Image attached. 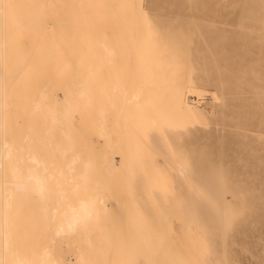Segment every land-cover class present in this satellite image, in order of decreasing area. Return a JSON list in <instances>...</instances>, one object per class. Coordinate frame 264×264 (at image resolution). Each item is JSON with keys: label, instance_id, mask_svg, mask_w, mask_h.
<instances>
[{"label": "rangeland", "instance_id": "rangeland-1", "mask_svg": "<svg viewBox=\"0 0 264 264\" xmlns=\"http://www.w3.org/2000/svg\"><path fill=\"white\" fill-rule=\"evenodd\" d=\"M118 1L119 0H104V5H106L108 7L107 9H105V11L106 12L108 11V12H107V15L103 17V20H102L103 23H102V21H100V17H101L100 12L101 11H97V12L96 11H90L88 13V10L83 7L85 0L78 1V2H80L78 6L75 5L74 7L72 6L71 8L63 11V13H62V18L64 17L63 22H61L60 25H57V26H60V29H62V28L66 29L65 30L66 32H63L66 35H68V33H71L70 31H72L73 27L77 26L78 33L80 34V36L82 35L81 37H83V38L79 37V38H77V39H79L78 41L75 40L76 43L75 42L71 43V46L69 49V52L72 53L71 56L66 57V55H65L64 58H62L63 63H65V62L68 63L70 61V58L72 60V61H70V67H71V63H73L72 68L70 69V71H67V73H64V74H67V76L64 79H66V81H68L72 84L67 86L66 82L62 83L64 80V79H62L61 80L62 84L60 83V87L58 86L57 87L58 89L55 87V90L56 89L57 90L55 91L53 89V91H52V93L55 94V96H53L52 93L50 95L51 99L54 98L55 100H57L56 103L60 102L62 104V107L60 106V104H56L57 106L56 105L55 106L57 109H59L60 107H61L60 109H65V107H63V104H65L68 101V99H71L70 101H72V100L76 101L75 92L78 91V90L75 91V87H76V85H78L76 82H78L79 79L82 81L81 78H83V77H81V76L84 75L88 71L89 67H92L93 69H96V72L94 74L96 76H95V79L93 80V83L95 85L94 86L95 88L93 89V91H94L93 98H96V100L94 99L95 100L94 102H95V104H98V105H94V108L92 106L91 107L93 108L92 113H95V111H96V113H98V114H96V117H97L99 115V112L101 111L100 108L102 109L101 106L99 107L100 101H102L100 92H103L104 91L103 88H105V87H106L105 91L110 92V90L108 89L110 84H117L118 86H120V88L118 89L119 91L117 93H115L114 95L112 94L110 96L111 99L113 100L112 104L114 105V107L111 106V108L106 107L104 109L108 113H111V115H106V113H105V115H102V116H106L104 118L102 117L103 119H107V117H110V118H108L107 121L105 120V122H103L101 120L102 118H100L101 115L98 117V120L100 118L101 123L102 122L105 123V125L103 123L100 124V125L104 126V128H102V126H101L100 129H103V130L102 131L99 130L98 134H97V131H98L97 128L96 129L92 128V130L90 129L91 131L89 130L91 122L88 123L87 120L89 117L88 114L92 110L88 111V113H85V112H83L82 108L78 107L77 111H74V112H77L79 116L76 113H74L75 115L74 114L72 115L71 121H72V127L76 131V134H77V139L75 141H78L79 144H78V142L75 143V141H74V143L72 144V147L74 148L73 151L76 150L77 144H78V146L79 145L83 146V144H85V148L82 146H81L82 149L80 147L77 148L78 150L80 148L81 152H79L78 154H80V155L77 154L76 157H81V159L79 160V158H78V161L74 160L75 163H74L73 159L70 158V157L73 158L75 156L73 153H72L73 156H70V157H68L66 155L71 160H68L67 157H64L65 160H63V161H65L63 163H66V162L69 163V161H73L74 165H73V163H72V165L74 168L76 162L78 164L81 162V160L82 161L84 160L82 157L84 155L87 156V153H89V151H90L88 148H91L90 146L92 145V148L93 149L95 148L96 153L91 148L92 153L90 152L89 154H92L93 161L91 159V156L89 159H91L90 160L91 166L94 163H96V165H97V163L100 162L98 160H100V159H101V161L103 160L104 155L100 154V153L103 152L102 150L105 148L104 147L105 143L103 142V140H101L102 139L101 137L97 136L98 137L97 138L96 136H94V133L96 132L95 135H99L100 132H101V134L102 133L104 134V132H105L107 134H104V135H107L109 140H111L113 142H118L120 139V135H121L122 139H120V144H118L119 148L118 147L116 148L115 154L112 153L115 155V156L113 155L114 159L112 157L110 158V156L108 155V157L111 160L113 159V161H111L109 163L110 159L108 157H106L107 158L106 160H108L107 165H109V166H105L104 163L106 162V160H105V156H104V161H103L104 163L100 162L101 164L103 163L102 165H104L105 166L104 168H106V169L111 168L110 166H112V164L118 165L119 161H120L119 157L121 156V152H122V158L120 157L122 159V165H120L121 164V162H120V164H119L120 166L118 167L119 173L116 174L117 176H113L115 180L112 179L113 177L112 178L109 177L110 175H108V173L105 174L106 176L104 174L102 175L100 173L102 175V177H101L100 175H98L99 174L98 167H97L98 165L97 166L95 165L96 168H93L94 165L92 166V168L94 169L93 174H94L95 170H97V172H98V174H96L97 173L96 172L92 176L93 179L95 178L93 181H96L97 180L96 178H98L99 179L98 181L105 183V181H109V180H105V179L110 178L111 180H113V181H111V180L109 181V183L111 184V185H109V187H110L109 190L111 189V191H109L108 186L106 187L105 184L103 185V183H99V184H100V186L103 185L104 187L107 188V189H105L103 186H101L102 189L104 188L103 189L104 191L108 190L107 193H106V191L103 193V190H101V188H100L101 192H98V190L94 191L93 190L94 188L92 186H90V184H91L90 183L91 180H89L90 177L88 176L89 178H87L90 181L89 182L90 183L89 184L90 193L91 192L93 193V191L95 193L96 192L97 193H103L102 195L104 198V204L108 210L107 211L108 214L106 216H108V218H109V216H110V218L112 217V220L110 219L111 221L109 220L110 222H108V224H106L103 227V229L105 231H107V232H105L107 235L113 236L116 238V239L112 238L110 240L111 246L108 249L102 250L100 252V254L98 256L99 261L97 262V264H119V263L120 264H127V263L128 264H130V263L131 264H149V262H150L149 259L151 260V262H158L157 264H159V262L161 260H162L161 262H163L165 259L166 260L167 259L168 260L173 259L174 262L172 264H183L184 263L183 262L184 261V259H183L184 254H183V251L181 249L185 248L184 247L185 245H184V240H183L182 236H180V234H182L181 233L182 222L180 220H182L183 218L185 219L186 213L191 209L190 207H192V209L195 212V210H196L195 204H197L198 208H199V205L202 204V205H200L201 208H199V210L201 209L200 210L201 215H202V212H204V213L206 212V209L204 211L205 207H202V206H206V204L202 203L200 201L198 202L200 204H198L195 201L192 193L195 190H198L197 187H199V189L200 188L204 189V188H207V186H209V185L210 186L207 189H210V187L212 189H214L216 187L221 188L222 192L224 193V194L222 193L223 194L222 197H223L224 201L225 202L227 201L226 203L229 202V205L227 204V208H228L227 210L230 211V216L235 214V217L233 220L232 227L228 230L229 234L227 232H225L224 238H219V237L216 238L215 237L216 241H214L215 238L209 237V238H212V241L210 239V240H208V241H210V243L204 242L206 245L209 244L208 245L209 249L207 250L208 252L205 251L201 255L203 258L202 257L199 259L196 258L199 261L197 263L196 259H195L193 264H220V262L224 261V260H230V261L238 262V264H248L249 261H254L255 264H260L261 260H264V199H263V197H264V40H263L264 35L261 34V29L259 27L253 29L252 24L245 21L246 18H248V21H249V17L251 15L249 16L250 10H248V8H249L248 6H247L248 7L247 10L244 13H242L243 15L241 14V12H239L240 11L239 8L241 7V4H239V3L241 0H226V1L223 0V2L221 1L222 3L220 2L221 4L219 3L220 0H211L212 1L211 3H210V0H198V4H200V5L197 6L195 12H192V13H194V15L192 16V19L195 21L197 19H199L198 23H197V21L195 23L191 22L193 20L189 19L190 15H188L187 13H184L183 11L180 10L181 7L177 6L180 3V0H157V1L156 0H141V6H143L141 8L143 10L141 13L138 12V14H133L130 11L118 12L114 8V6L118 3ZM238 1H239V3H238ZM216 3L219 5V7H217L218 5ZM224 3H225V5H224ZM163 4H164V6H163ZM171 5H172V9L170 10L168 8H171L170 7ZM204 5H206V6H204ZM230 5H231V7H233V5H234V7L236 5H238V7H237L238 9L236 7L233 8V10H235L233 13V10H231V7H229ZM173 6H174V9H173ZM221 7L223 8L224 12L222 11ZM145 8L148 10L147 13H146ZM224 8H226V9L224 10ZM158 9H160L162 12L158 11ZM203 9H205V11ZM154 11L156 14L154 13ZM157 12H159V13H157ZM219 12H220V14H218ZM117 13H121V14L119 16H117V15H115ZM151 13H153L152 14L153 17L151 16ZM211 13H214V14L216 13L215 15L218 16V20H217L216 16L214 15V17H213V15ZM245 13H247L248 16H247V14L245 15L246 18L244 20L245 24L243 27L242 26L243 25L242 20L244 18ZM144 14H146L145 15L146 17L144 16ZM165 14L166 15L168 14V16H170L169 19H167L168 16H166ZM229 14H231V16ZM165 16L167 17L166 18L167 21L165 19ZM160 17H161V19H160ZM180 17H181V19H179ZM224 17L225 18L227 17V20L225 22H223L225 20ZM162 18H164L165 21L162 20ZM219 18H221V20H219ZM142 19H144V20H142ZM155 19H156V21H155ZM240 19H241V24H239ZM90 20H92L94 22V27H96L97 29H99L100 27L96 26V25L102 24V25H100L101 26L100 29H105L106 32H104V34L107 35V36H105V38H107V40H109L110 43L109 42L108 43L110 45H112L111 48L115 50L119 46L118 50H120L118 55H114L112 57V59L107 61L105 64L100 65L98 68H96V65H98V63H100V62L96 61V57L92 58L88 61H84L81 64L76 62V58H75L76 55H78L77 53L83 52V55H86L84 52L88 51V49L87 48L85 49V47L89 43L87 35L90 34L91 32L86 29L85 23L87 21H90ZM177 20H178V22H177ZM182 20L186 21L188 23L186 24ZM144 21H145L146 26H149V27L144 26ZM158 21H161V22H158ZM121 22H122V25H121ZM149 22H150L151 26H153L152 28L150 27ZM237 22H238L239 26L237 25ZM77 23H78V25H77ZM141 23H142V26H141ZM158 23H160V24L163 23V24L160 26V25H158ZM191 23L193 25H191ZM135 25H136V27L138 26L137 27L138 35H140V34H141V36L143 35L144 31H142V30H144V28L145 29L150 28L153 30V32H151L152 36L157 35L156 37H158V38L168 37L169 39H167L165 42H161V41L152 42L155 45L157 44L155 46V47H157V48H155V50L151 49V48H145L144 46H139L137 48V50H138V52H142V53H139L142 56H138L137 59L135 60L133 54H131V52L129 53V49L131 48V45L133 44V42L129 39H125V38H127L128 35H131L133 33V30H134L133 28ZM84 26H85V28H84ZM157 26H160V27H158L159 29L157 28ZM51 27H52V25H51ZM155 29L156 30L158 29V32ZM251 31H253V32H251ZM83 32H84V34H83ZM160 36H162V37H160ZM172 36H174L178 40L174 41L173 45L171 46L169 44H171V42H173L172 38H174V37H172ZM82 39H84L85 41L84 40L82 41ZM121 40H123V41H121ZM25 45H26V43H25ZM215 45H217V46H215ZM214 47H216V48H214ZM80 48H81V51H80ZM78 50H79V52H78ZM206 50H207V53L210 52L212 54H210V53L204 54L206 52ZM216 52H218L217 55L215 54ZM65 53H67L66 49H65ZM203 54L205 55L204 57H203ZM99 55L100 54H98V56ZM119 55L122 56V58ZM161 55H163V57H164L163 59H160V57H162ZM199 55H201L202 57H200ZM211 55H213V59H214V57H217V59H219V58L220 59L219 60L215 59L214 61H211L212 63L214 62L212 64L209 60L210 58H212ZM142 57H144V58H142ZM202 59L204 60V62H202ZM200 61H201V63H199ZM207 61H208V64L206 63ZM195 63L196 64L198 63L197 65H199V66H197ZM203 63L205 65L204 68H202ZM205 63L207 64V66ZM49 64L50 65H48V66L52 65V63H49ZM201 65H202V67H201ZM211 65H214V66L210 67ZM213 67H215V69H213ZM92 68H90V70ZM170 69H171V71H170ZM194 69H195V71H194ZM214 70L215 71L218 70V71H216L217 74ZM81 71H83L84 74H83V72H82V74H80ZM196 71L199 74L196 73ZM210 71H211V73H210ZM75 72H77V73L80 72L79 74L81 76L76 74ZM205 72H208L210 76L208 74H206ZM201 74L203 76V77L201 76V78L203 79L202 81L206 84V86H203L204 83L202 81H201V83H199V85L197 83V86L204 93L199 95V96L186 97V99H185L187 102H189L192 105L194 110L197 112V115L191 121L192 126H187L184 123L180 122L181 121L180 117H178V115L172 114V111H170V109L168 107L163 106V107H160L156 110H153L146 105V106L141 108L142 110L140 108L139 109L135 108V104L142 97H146L147 99H149L152 96L154 98L157 94H159L160 96L161 95L164 96L166 93L168 94L169 92L173 91L174 86H172V85H175V87H179L181 84H183L185 82L186 79L191 78V76L192 77L193 76L200 77ZM203 74L207 77H205ZM215 76L217 78H215ZM170 77L174 78V79L170 80ZM204 77H205V79H204ZM206 78H208V79L206 80ZM215 79L216 80L220 79L218 81L220 83V85ZM205 80L207 81V83H209V85H211L212 88L211 87L208 88V84L205 82ZM212 81H216V82H212ZM105 82H106V84H105ZM211 82H212V84H211ZM168 83H170L171 86H169ZM175 83H178L179 85L175 84ZM213 83H217V84H213ZM61 85H64V86H61ZM247 85H249V86H247ZM73 86H74V88H73ZM219 86H222V87H220V90H219ZM224 86H226L225 89H224ZM254 86H255V88H254ZM59 88L62 89L61 90L62 92L60 91ZM78 88H79V86H78ZM222 88L224 90H221ZM257 90H258V92H257ZM63 91H64V93H63ZM71 91H73V92H71ZM68 92H70L69 94H70L71 98H67V101H65L63 103V100H66V98L64 99V96L68 95ZM131 93L133 94V96H135V95L137 96V100H131V101L124 102L125 101L124 98L130 97ZM205 93H206V95H205ZM210 93H214L215 98L212 99L210 97ZM52 96H53V98H52ZM72 96L74 99L72 98ZM120 96H121V98H120ZM160 96H158V97H160ZM21 98H22V96H21ZM77 98H79L78 94H77ZM16 99H18V98H16ZM259 99H260V101H259ZM114 103H117V104L115 105ZM98 109L100 110L99 112H98ZM78 110H80V111H78ZM112 112H114V113H112ZM116 112H117V114H115ZM79 113L82 115H80ZM118 113H119L120 118L124 117L126 119V122L124 120H122L121 124H120V129L116 127L118 130H115V128H113V129L111 128L112 127L111 121H113V119L118 116ZM171 115H173V116L175 115V116L172 117ZM85 116H86V118H85ZM223 116H224V118H223ZM79 117H82L83 122L82 121L81 122L85 124V127L83 126L84 124H82V125L80 124L81 119ZM153 117H155V121L157 123V124L156 123L154 124V125H156V127H153L154 125L152 126L151 125L152 123L150 124L151 119L152 120L154 119ZM162 117H163V119H162ZM93 120H95V118L92 119V121ZM238 122H239V126L237 124ZM87 123L89 124V127L86 126ZM98 123H99V121H98ZM141 123L143 125L145 123V125L143 126ZM180 123H182L183 126ZM95 124L97 125V122ZM149 124L151 125L150 126L151 128L150 127L148 128ZM141 125L144 128H142ZM98 127H99V124H98ZM78 129H80V130H78ZM121 129H123V130H121ZM107 130H108V132H107ZM109 130L111 131V134L108 136V133H110ZM181 130H182V132L183 131L184 132H183V134L181 133L182 135H179ZM93 131H95V132H93ZM82 132H84V133H82ZM90 132H92V133L89 134ZM120 132L123 134H121ZM188 132H189V134H188ZM59 133L60 134L57 135L58 137L51 138L50 142H48V143L46 142V144L40 142L39 146H43V144L47 145L46 149L48 150L49 147H52V146L57 145L59 143L62 144L63 141L61 142V140H63V138L60 139L61 138L60 137L61 132H59ZM115 133L117 136L115 135ZM57 134H58V132H57ZM62 137H64V135H62ZM84 137H86L87 140L89 139V141H85L86 143L85 142L82 143L84 141V139L86 140V138H84ZM40 138H42V137L40 136ZM99 138H101V139H99ZM144 139H145V141H144ZM147 139H149L148 140L149 142H147ZM121 140H123V141H121ZM74 144H75V146H73ZM197 144H198V146H197L198 148H195V150H194L193 147H196ZM86 145L88 148L86 147ZM189 147H192V148H189ZM200 147H202V148L200 149ZM219 147L221 148V151H222L221 154L222 155L220 154L221 151H219ZM150 148L153 150H150ZM83 149H85V150H83ZM87 149L89 150L88 152L86 151ZM118 149L120 151H118ZM190 149L194 150L195 153L193 151L191 153H189ZM199 149L201 152L203 151V153L200 152V154H202V156L200 154H198ZM82 150L85 152H82ZM153 151H154V153H151ZM158 151H159V156L161 154L160 157L155 155V154H158L157 153ZM164 151H166V152L164 153ZM186 151H187V153H189V155H187V156H185ZM182 152L184 153L183 157H185L188 161H192L191 159H193V161H195V162L199 161L197 163L198 168L197 167L194 168V169H196V168L199 169V170H197V172L194 170V172H196L198 175L203 172V174H202L203 176L201 175L202 177L199 178L201 180L199 182V184H200L199 186H197V182H194V180L195 181L198 180L197 174L194 173V174H196L194 180L192 178V176L194 174L192 176H190L191 175L190 173L193 172L192 168L196 165V163H194L193 161L189 162V163L187 160H186L187 162L184 161V158H182ZM56 154L54 156L52 155L55 160H56V158H59L58 156H60V155H58V154L56 155ZM38 155L41 156L42 161L44 160L43 165L47 164L45 166L46 170L52 171L53 168H56L59 166L62 168V166H61L63 164L62 160H60L61 164L57 161L59 163V166L55 167L56 161H52L53 159H51L52 158L51 156H50L51 158H49V161H51V163L52 162L53 163L49 164L47 162V160H48L47 158L49 157L48 155L44 154L41 151L40 152L38 151ZM70 155H71V153H70ZM99 155H101L100 159H99ZM179 155L181 156V158H179ZM197 155H198V157L199 156H201V157L198 158ZM42 156H44V157L46 156L45 159H47V160H45ZM55 156H57V157L55 158ZM86 156L84 157V158H86L85 162L90 164L89 159ZM203 156H205V158ZM61 157H63V156H61ZM76 157L74 159H76ZM162 157L166 161L162 160ZM196 158L198 159L197 161H196ZM182 159H183V162H182ZM41 160H38V161H41ZM203 160L208 161V162H204V165H205V163L210 164V162L213 163L214 165L213 164H211L210 166L205 165L206 167H204ZM45 161L47 163H44ZM85 162L83 164H85ZM187 163H188V165L191 164L192 167L186 165L187 168H185L186 167L185 164H187ZM83 164L80 163V165H78V166L81 167ZM101 164H99V165L101 166ZM128 164H130L129 165L130 167L128 166ZM51 165L52 166L54 165V167H52V169H49V166L51 167ZM117 165L115 167L113 165L112 167L117 168ZM6 166H8V168H10L11 163L7 164ZM217 166H219L218 168H220L221 174L218 172L219 169H217ZM17 167H18V169L20 168V171L24 170V172H25L26 171V168H25L26 167V161H22V164L20 163L19 166H17ZM208 167L210 168L209 169L210 171H208V176L214 177V175H211L210 173L216 174V172H217V174L219 173L221 175V177H220L218 174L219 177L218 176L217 177L219 179V182H217L218 180L215 181V186H213V185H214V180L217 179L216 175H215L216 179L213 177H212L213 179L210 178L212 180L211 182L208 181V180H210L209 177L206 178L207 173H205V170L208 169ZM76 168H74L75 171L73 169L71 172V176H72L73 171L75 172L74 175L75 174L76 175L72 176L75 179L78 176H80L79 174H81V168H79L80 170L78 168L77 169ZM104 168H102V166H101L100 169L104 170ZM122 169H123V171H122ZM176 169L179 172H177ZM188 169H190L191 171L190 170L188 171ZM211 169H213V170L211 171ZM56 170H57V168L54 169L53 171H56ZM216 170H218V171H216ZM51 171H49V172H51ZM53 171H52V173H54ZM60 171H62V169H60ZM63 171H64V169H63ZM213 171H215V172H213ZM45 172H47V171H45ZM45 172H44V174H45ZM65 172L68 173L67 170H65ZM78 172H80V173L77 174ZM39 173H41V172H39ZM55 173L53 174L54 177H56ZM62 173H64V172H62ZM188 173L190 174L189 176H190V179H192V183L193 182H194V184L196 183L195 185L197 187L194 186L193 184H190L191 183L190 179H189L190 180V183H189V180L184 178V177H186V178L188 177ZM222 174H225V178L223 177L224 175H222ZM63 176H65V178L67 177L66 174H63ZM99 176L101 178H99ZM104 177H105V179H104ZM92 178H90V179H92ZM118 179H120V182ZM224 179L226 180L225 181L226 183L223 181ZM50 180H52V179H50ZM55 180H58V179L54 178V181ZM59 180L57 181L58 184L61 181L64 182V180H60V181ZM47 182L50 184L51 181L50 182L47 181ZM57 182L56 181L54 182V185H55L54 188H53V185L51 187H48V191L51 192L48 194V195H50L48 197H52L53 191L56 193L55 188H57L56 187ZM48 183H47V185H48ZM95 183L96 184L95 185L93 184V186L98 185V182H95ZM109 183L106 182V184H109ZM163 183L165 186V188L163 186V189H165V190L162 189ZM210 183H212L213 185H211ZM51 184H52V182H51ZM70 184H72V183H69V186H70ZM181 184L184 185L186 192H184L182 190L183 185H181ZM220 184H221V186H220ZM237 184L241 185L238 187V189H241V191L236 188ZM64 185L66 186L68 184L63 183V185H62V183H61V185L59 187L63 188ZM112 185H114L115 187L114 186L111 187ZM118 185H120V186L118 187ZM205 185H206V187H205ZM69 186H66V190L68 189L69 190L68 193L70 194L71 191L69 189ZM85 186H86V184H84V187ZM259 186L261 187V189L259 188ZM84 187H83V190H84ZM49 188H50V190H49ZM91 188H93L92 191H91ZM119 188H120L119 193H120V196L122 198L121 197L119 198V195L117 193L119 191L118 190ZM190 188H193L194 191L192 192L191 191L192 189L190 190ZM223 188H224V190H223ZM258 188H259V190H258ZM71 189H72V187H71ZM96 189L97 188H95V190ZM121 189H123L124 191H122ZM159 189L161 191H158ZM231 189H233L234 191L233 190L231 191ZM85 190H87V189H85ZM246 190H248V191H246ZM188 191H189V195H188ZM249 191L253 192V193L250 192V196H251L250 198L259 196L258 199L260 200V197H261L263 202L259 201V200L257 201L255 198H254L255 201H251L249 197L246 198V196H248L247 192H249ZM157 192H161L162 194H159ZM183 192L186 193V195L184 196L186 198H183V195H184ZM190 192H191V195H190ZM232 192H234L235 194L234 193L232 194ZM244 192L246 194L243 195ZM254 192H258V193H256L257 194L256 196H254V194H255ZM55 193H54V197L57 198L56 197L57 193L56 194ZM86 193H87V191H86ZM86 193L83 194V192H81V190H80L79 193L77 194V198H79L78 195L81 196L82 198H83V195L85 197ZM122 193H124V194H122ZM230 193H231V195H229ZM259 193H260V195H258ZM61 194H63V191ZM69 194H67L68 199L71 197V195L73 196V194H70V195ZM87 194H89V193H87ZM121 194L125 195L126 197L128 196V197L126 198L125 196H122ZM64 195H65V192H64ZM174 195H176V196H174ZM61 197L63 198L64 196H61ZM124 197H125V199H124ZM188 197H190V199H188ZM239 197H240V200H239ZM67 198H65V199H67ZM77 198L75 196V200L74 201L72 200V201L76 202L78 200ZM118 198L120 200L123 199L124 202L119 201ZM179 198L180 199L182 198V201H180ZM191 198H192V203L190 202V204H191V206H190V204L187 203V201L188 200L191 201ZM241 198L243 201L241 200ZM79 199H81V198H79ZM126 199L130 202V206H128L129 203H127L128 201ZM183 199H184V201H183ZM185 199H188V200H185ZM53 200L54 199L50 200V202H48V203L55 204V203L59 202L61 199L59 201L55 200V202H53ZM117 200H118V203H117ZM244 200H246V202ZM61 201L64 202L66 200L63 199ZM66 202H64V203H66ZM160 202L161 203L163 202L162 204H164V206H165V207L163 206L164 208L160 207L162 205V204H160ZM182 202H184V204ZM242 202H243V205H242ZM255 202H261V203H258V205H256ZM68 203H69V201H68ZM178 203H180V205H183L185 207V210H184L185 215L183 213H181V214L177 213V212H181L180 210L183 211L182 207L178 206ZM185 203H186V206H185ZM244 203H245V205L247 203L246 206H248L247 208H249V209H247V210L245 209ZM62 204L60 203V205H62ZM57 205H58V203H57ZM126 205L129 208L126 207ZM171 206H173V207L175 206L176 208L179 207L180 210L178 211L176 209L177 210L176 211L174 208L173 210L176 211V213L175 212L173 213ZM243 206H244V208H242ZM186 207H187L188 211H186ZM125 208L128 209L127 212H126V210H124ZM198 208L196 210L197 213L199 212ZM230 208H231V210H230ZM59 209H61V208H59ZM232 209H233V211H232ZM244 209L246 210V212L244 211ZM262 209H263V211H262ZM18 210L19 211H17V212H19L21 214V216H19V218H18V220H19L18 225L20 224L19 225V227H20L19 232L21 234L19 233L18 235L21 237L19 241H20V244L22 246H23V243H25L24 246L26 248L30 247L31 245H34L36 242L42 243V244L44 242L47 243V240L48 239L50 240L52 238V236H50L51 232H48V234L49 233L50 234L46 235L45 233H41V230L43 228L51 229L52 228L51 226L53 224L52 225L51 224L46 225L44 223V221L41 219L36 221V218L26 217L24 215L26 213V210H27L25 206L22 208H19ZM163 210H164V212L166 210L170 211V212L172 211V213H169V215H167L168 213L167 214H166V212L164 213ZM140 211H142L143 213ZM157 212L159 215L157 214ZM125 213H126V215H125ZM160 213H162V215ZM200 213H198V215ZM254 213H255V215H254ZM163 214H166V215L163 216ZM173 214H175V216ZM179 214L184 215V217L182 216L183 218L182 217L180 218ZM154 215L157 216L158 219H157V217H154ZM160 215L163 217H161ZM125 216L127 219V226L128 227L126 226L125 219H122L123 217L125 218ZM196 216H197V214L195 215V217ZM166 217H167V219H165ZM172 217H175V218L172 219ZM199 217H201V216H199ZM199 217H196L197 220L200 219ZM163 218L165 219V222L168 219L169 220L171 219V222L167 221L165 223ZM121 219H122V221H121ZM138 219H140V222H142L143 225L139 224L140 226H137L138 228L133 227L134 231L137 229L135 231L136 233L139 232L138 230H140V232H141L142 231L141 229L145 228L146 230L150 229L152 235L156 234L155 236L159 237L153 243L154 246L150 248V252L152 251L153 253L152 252L148 253L149 250L147 251V249H149V248H144L145 247L144 243H142V244L140 243L142 245V247L144 246L143 248H141V247L139 248V244H138V247L135 245V244H137L138 240L140 242H141V240H142V242L143 241L145 242L146 241V239H145L146 235L147 234L149 235V233H150V232L147 233L146 230L143 229L144 232L142 231V233L140 235H141V237L144 236L145 238L144 237L139 238L138 240L134 239V238H136L137 234L134 235L135 232H132V229H133L132 225L134 223L138 224L139 223ZM107 221H106V223H107ZM177 221L181 225L179 223H177ZM113 222L115 224H113ZM157 222H160V223H158V225L154 226V224H156ZM160 224L161 225L164 224V225L161 226ZM107 225L108 226L110 225V227L112 226L111 229H110V227H108V229H107V227H106ZM151 225H152V227H151ZM164 226H165V228H164ZM129 227H130V230H129ZM162 227H163V229H162ZM170 227L173 228L172 233L170 232L171 231ZM28 228L32 229L33 232L27 234L26 231H28ZM154 228L157 230V232L154 230ZM167 228H168L169 234H168L166 239L164 238V242H166L165 240H167L168 238H169L168 239L169 241L167 240L168 242L164 243V244H166V245H164V244H162L163 239H161L160 237L163 236L162 231L165 229L167 230ZM21 229L26 230V231H24V233H22L23 230H21ZM169 229H170V231H169ZM158 230H159V232H158ZM174 230H176L177 232L176 231L174 232ZM178 231H180V234H177ZM160 235H162V236H160ZM175 236H179V237L176 238ZM25 240H26V242H28V241L29 242L26 243V242H24ZM222 240H223L224 244H223ZM21 241L23 243H21ZM116 242L121 243L117 248L114 247ZM169 242H171L170 246L171 245L172 246L170 247V250L168 252L167 244H169ZM127 243H129V244L127 245ZM28 244H30V246ZM58 244L60 246V252H62V253L64 252V258H65L64 263H67L68 261L71 260V257H72V256H70V253H68V247L65 244V242H63V240L62 241L59 240ZM153 244H151V245H153ZM210 244H212V245H210ZM148 245H150V243L147 244L146 247H148ZM180 245H181V247H180ZM213 245H215V247L217 246L216 247L217 252L215 251V247ZM161 246H163V247H162V249L160 248L161 250H159V253H158V249H159L158 247H161ZM135 247H136V249H135ZM55 248L56 249L54 252L58 251L57 245H55ZM138 248L144 250L145 252L142 253V250H139ZM156 250H157L156 253L158 255H155V253H154V251H156ZM174 250H175V252H174ZM160 251H161V253H160ZM146 253L148 254V256H146L147 255ZM204 254H205V256H204ZM149 256L153 259H151V258L148 259ZM155 256H157L158 258ZM125 258H127V259H125ZM124 261H130V262H124ZM169 262L170 261L166 262V264H171L172 261L170 263ZM61 263L63 264V262L60 261L59 264H61Z\"/></svg>", "mask_w": 264, "mask_h": 264}, {"label": "bare ground", "instance_id": "bare-ground-1", "mask_svg": "<svg viewBox=\"0 0 264 264\" xmlns=\"http://www.w3.org/2000/svg\"><path fill=\"white\" fill-rule=\"evenodd\" d=\"M78 1H81V0H7V2L12 3L14 5H17L18 7H16L12 11V13L10 15L5 16V17H0V259L5 260L6 264H50V262H57V264H59L60 261L63 262V264H97V262L99 261L98 256H99L100 252L102 250L108 249L111 246L110 240L112 238L116 239L113 236L107 235L105 233L107 231H105L103 229V227L106 224H108V222H110L112 220V217L110 218V216H109V218H108V216H106L108 214L107 213L108 210H107V208H106V206L104 204V198H103L102 194L106 191V190L105 191L103 190L104 188L107 189L106 188L107 186H108V190L110 188L109 185H111V184L109 183V181L111 179L109 177L112 178L113 176H117L116 174L119 173L118 172L119 171L118 167L120 165H122V159H121L122 158V152H121V156H120L121 158L119 157V160H120L119 164H120V162H121V164L120 165L119 164L118 165L117 164H112V166L114 165V167L117 165V168H113L112 166H110L112 169L111 168H107V169L104 168L105 166H109V165H107V163H108L107 161L108 160H106L107 159L106 157H108V155L110 156V158L112 157L114 159L113 155L115 154L116 148L117 147L119 148L118 144H120V139H122L121 135H120L119 141L117 140L118 142H113V141L109 140L107 135H104V134H107V133L104 132L105 130L103 131L104 134L102 133L103 135L101 134V132L99 133L100 136L99 135H95L96 132L93 131V132H95L94 136L101 137L102 139L101 138H99V139L103 140V142L105 143L104 144L105 148L102 150L103 152L100 151L101 152L100 154H103L105 156V160H106V162H105L106 164H105L103 162L104 161V156H103V160L101 161V159H100L101 155H99V159L100 160H98V161L103 162L105 166L102 165L103 163L102 164L100 162H98V163L101 164V166H102V168H104V170L100 169L101 166L98 163H97L98 166L96 165V163H94L93 164L94 165L93 168H96L95 167V165H96L98 167V172H99V174H98L97 170H95L94 174L97 172L96 174H98V175H100L102 177L103 174L105 175V174L108 173V175H110L108 177L109 179H107V178L105 179V177H104V179L105 180H109V181H105L104 180L105 181V183H104V182L98 181L99 180L98 178H96L97 179L96 181H93L95 179V178L94 179L92 178V176L94 175L93 174L94 169L92 168L93 165L91 166V162H90V160L93 157H92V154H89L91 152L92 145L90 146L91 148H88L87 145H86V147L90 151L87 149L86 151L87 152L89 151V153H87V156L84 155L82 157L84 159L83 161L85 162L86 158H84V157L86 156L89 159L90 156H91V159H89L90 164L86 163V162H85V164H83L84 162L81 160L80 163H82L84 166L82 165L80 167V166H78V165H80V163L77 164V162H76L77 165L75 164V166L78 169L81 168V174H79L80 172H78L77 174H79L80 176H78L75 179L74 177H72V176L76 175V174L74 175V173H75L74 172L75 171L74 168H76V167L74 166V168H73V165H74L76 160L78 161V158H79V160L81 159V157H76V155L79 152H81L82 147L85 148V144H83V146L82 145L78 146L79 142L75 141L77 139V134H76V131L72 127V121L71 120H72V115L74 113H76L78 115L77 112H74V111H77L78 107L82 108L83 112H85V113H88V111L92 110L90 112L91 114L90 113H89L90 115L88 114L89 117H88V120H87L88 123L91 122L90 123L91 125L89 127V124L87 123L86 126L89 127V130L90 129L92 130V128L93 129L97 128L98 131L97 130L96 131H97V134H98L99 130L100 131L103 130V129H100L101 126H102L100 124H102L103 122H105V120L107 121V119L110 118V117H107V119H103L106 116H102V115H105V113H106V115H111V113H108L104 109L106 107H108V108H111V106L114 107V105L112 104L113 100L111 99L110 96L112 94L114 95L115 93H117L119 91L118 89L120 88V86H118L117 84H110V86L108 85L109 86L108 89L110 90V92H106L105 91L106 87L103 88L105 92L104 91L100 92L102 101H100L99 107L101 106L102 109L100 108L101 111L98 109V112L99 111L100 112H99V115L97 117H96V114H98V113H96V111H95V113H92L94 105H98V104H95V102H94L96 100V98H93V96H94L93 89L95 88L93 80L95 79V76H96V75H94L95 72H96V69H93L92 67H89L88 71L85 74H84L83 71H81V73L80 72H78V73L75 72L78 75L82 74V72H83L84 75H82V76L80 75L81 77H83V78H81L82 81L79 79L78 82H76L78 85L75 84L76 87H77V88L75 87V91L78 90L77 92H75L76 101H74V100L70 101L71 99H68V101H67V98H71V96L69 94L70 92H68L69 96L68 95L64 96V99L66 98V100H63V103L65 101H67L65 104H63V107H65V109H60L62 107V104L60 102L56 103L57 100H55L53 98V96H55V94L52 93L53 89L55 90V87L56 88L58 86L60 87L61 80L64 79L67 76V74H64V73H67V71H70V69L72 68V64L73 63H71V67H70V61H72L71 58H70V61L68 60L69 58L67 59L69 61L68 63L67 62L63 63L62 62V58H64L65 55H66V57L67 56L68 57L71 56L72 53L69 52L71 43L72 42L76 43L75 40L78 41L79 39H77V38L82 36V35L80 36V34L78 33V28H77L76 25H75L76 27H73L72 31H70L71 33H68V35L63 33V32H66L65 31L66 29H64V28L60 29V26H57V25H60V23L63 22V19H64V17L62 18L63 11L71 8L72 6L73 7L75 5L78 6L79 3H80ZM221 1L223 2V0H220L219 3ZM211 2L212 1L210 0V3ZM238 3H239V1H238ZM239 4H241V7L239 8V10H240L239 12H241V14L244 13L247 10V8L249 7L248 8V10H250L249 16L251 15L249 17V21H248V18L245 17V15L247 13L244 14V18L242 20V24H243L242 26L244 27V24H245L244 22L247 21V22L252 24V28L253 29L254 28H258V27L261 29V25H260V17H261V11H262V9H261V0H241ZM198 5H200V4H198V0H180V3L177 6H180L181 7L180 10L183 11L184 13H187L188 15H190L189 19H192V16L194 15V13H192V12H195V10H196ZM224 5H225V3H224ZM163 6H164V4H163ZM204 6H206V5H204ZM83 7L88 10V13L90 11H96V12L97 11H101L100 12V16L101 17L99 16L100 17V21L103 20V17L106 16L107 12H108V11L107 12L105 11V9H107L108 7L106 5H104V0H85V3H84ZM170 7L171 8H168V9L171 10L172 9V5ZM217 7H219V5ZM229 7H231V5ZM235 7L237 8L238 5H236ZM235 7L233 5V7H231V10H233V8H235ZM114 8L118 12H120V11H130L133 14H138V12L141 13L142 10H143L141 8V0H119L118 3L114 6ZM173 9H174V6H173ZM225 9L226 8H224V10ZM203 10L205 11V9H203ZM158 11H161V10L158 9ZM222 11H223V8H222ZM234 11L235 10H233V13H234ZM147 12H148V10L146 9V13ZM154 13H155V11H154ZM157 13H159V12H157ZM120 14L121 13H117L115 15L119 16ZM152 14L153 13H151V16H152ZM168 14L167 15L165 14V15L168 16ZM211 14L214 17V15L216 13L215 14L211 13ZM218 14H220V12ZM145 15L146 14H144V16ZM229 15L231 16V14H229ZM166 16H165V19L167 18ZM247 16H248V14H247ZM169 17L170 16H168L167 19H169ZM227 17L226 18L224 17L225 20L223 22H225L227 20ZM216 18L218 20V16H216ZM245 18H246V20H245ZM160 19H161V17H160ZM167 19H166V21H167ZM179 19H181V17ZM241 19H240V23L239 24H241ZM142 20H144V19H142ZM162 20H164V18H162ZM178 20H177V22H178ZM198 20L199 19L196 20L197 23H198ZM219 20H221V18H219ZM155 21H156V19H155ZM158 22H161V21H158ZM183 22H185L186 24L188 23L186 21H183ZM102 23H103V21H102ZM149 24H150V22H149ZM162 24L158 23V25H160V26ZM51 25H52V27H51ZM77 25H78V23H77ZM85 25H86V29L91 32V33L89 32L90 34L87 35L89 43L85 47V49L87 48L88 51L84 52L86 55H83V52H79V50H78V52H79V53H77L78 55H76V57L75 56L74 57L76 58V62H78L80 64L82 62H84V61H88V60L96 57V61L100 62V63H98V65H96V68H98L100 65H103L107 61L112 59V57L114 55H118L119 54V52H120V50H118L119 46L115 50L111 48L112 45H110L109 44L110 43L109 40H107V38H105V36H107V35L104 34V32H106L105 29H100L101 28L100 25H102V24L96 25V26L100 27L99 29L94 27V22L92 20L87 21L85 23ZM121 25H122V22H121ZM191 25H193V24L191 23ZM237 25H238V22H237ZM141 26H142V23H141ZM144 26L145 27H149V26H146L145 21H144ZM160 26H157V28L160 27ZM137 27L135 25L134 28H133L134 29L133 33L131 35H128L127 38H125V39H129V40H131L133 42V44L131 45V48L129 49V53L131 52V54H133L135 60L137 59L138 56H142L141 54H139V53H142V52H138V50H137V48L139 46H144L145 48H151V49L155 50V48H157V47H155L157 44L155 45L152 42H158V41L165 42L167 39H169L168 37L158 38V37H156L157 35L156 36H152L151 32H153V30L150 29V28L149 29H145L144 27H143L144 30H142V31H144L143 35L142 36H141V34L138 35ZM150 27L152 28L153 26H151V24H150ZM84 28H85V26H84ZM158 29L157 30L155 29V30L158 32ZM251 32H253V31H251ZM83 34H84V32H83ZM160 37H162V36H160ZM172 37H174V36H172ZM81 38H83V37H81ZM83 40L84 39H82V41ZM172 40H173V42H171V44H169L171 46L173 45L174 41H176L178 39L174 37V38H172ZM263 40H264V38H263ZM121 41H123V40H121ZM25 43H26V45H25ZM217 45H215V46H217ZM214 48H216V47H214ZM65 49H66L67 53H65ZM80 51H81V48H80ZM209 53H207V50H206V52L204 54H209ZM217 53L218 52H216L215 54L217 55ZM98 54H100V55L98 56ZM204 54H203V57L205 56ZM210 54H212V53H210ZM161 56L162 57L159 56L160 59H163L164 58L163 55H161ZM199 56L202 57L201 55H199ZM211 56H212V58L209 59L210 62L214 61L215 59H217V57H214V59H213V55H211ZM120 57L122 58V56H120ZM142 58H144V57H142ZM219 59H217V60H219ZM202 62H204L203 59H202ZM49 63H52V65L48 66V65H50ZM199 63H201V61ZM206 63L208 64V61ZM207 64H206V66H207ZM197 66H199V65H197ZM204 66L205 65L203 63V67H202V65H201V67L204 68ZM212 66H214V65H211L210 67H212ZM90 68H92V69L90 70ZM213 69H215V67H213ZM170 71H171V69H170ZM194 71H195V69H194ZM211 71H210V73H211ZM216 71H218V70H216ZM196 73H198V72L196 71ZM205 73L209 75L208 72H205ZM216 74H217V72H216ZM201 76H202V74L200 75V77H195V76L192 77L191 76V78L186 79L185 82L183 84H181L179 87H175V85H172V86H174L173 91L169 92L168 94L166 93L167 95L163 94L164 96H162V95L160 96L159 94H157L154 98L152 96L149 99H147L146 97H142L135 104V108L136 109H139V108L141 109L142 107H144L146 105L148 107H150L151 109H153V110H156V109H158L160 107H163V106L164 107H168L170 109V111H172V114L178 115V117H180V120H181L180 122L184 123L187 126H192L191 125V121L195 118V116L197 115V112L194 110L192 105L189 102H187L185 99H186V97L199 96V95L204 93L197 86V83L199 85V83H201V81L203 80L201 78ZM205 77H207V76H205ZM205 77H204V79H205ZM215 78H217V77L215 76ZM171 79H174V78L170 77V80ZM207 79L208 78H206V80ZM206 80H205V82L207 83ZM219 80L217 79L216 81L218 82ZM216 81H212V82H216ZM64 82H66L67 86L72 84V83L66 81V79H64L62 83H64ZM212 82H211V84H212ZM105 84H106V82H105ZM175 84H178V83H175ZM207 84H208V88L211 87V85H209V83H207ZM213 84H217V83H213ZM64 85H61V86H64ZM168 85L171 86L170 83H168ZM219 85H220V83H219ZM78 86H79V88H78ZM203 86H206V84L204 83ZM222 86H219V90H220V87H222ZM247 86H249V85H247ZM73 88H74V86H73ZM225 88H226V86H224V89ZM254 88H255V86H254ZM59 89H60V91L62 90L61 88H59ZM224 89L222 88L221 90H224ZM71 92H73V91H71ZM257 92H258V90H257ZM51 93L53 94V96H52L53 99L50 98ZM63 93H64V91H63ZM77 94H78L79 98H77ZM20 95L22 96V98H21ZM131 95H130V97L124 98V100H125L124 102L131 101V100H137V96L136 95L133 96L132 93H131ZM205 95H206V93H205ZM158 96H160V97H158ZM210 97L212 99L215 98V94L214 93H210ZM16 98H18V99H16ZM72 98H73V96H72ZM120 98H121V96H120ZM259 101H260V99H259ZM56 104H60L61 107L59 109H57L56 108V106H57ZM114 104L116 105L117 103H114ZM78 111H80V110H78ZM117 112L115 114H117ZM112 113H114V112H112ZM80 115H82V114H80ZM99 116H100V118L103 117L101 119L103 121L102 123L100 122V118L98 120ZM171 116L174 117L173 115H171ZM155 117H153L154 119L153 120L151 119V121H150V124L152 123L151 124L152 126L156 123ZM79 118L81 119L80 120V122H81L82 121V117H79ZM85 118H86V116H85ZM94 118H95V120L92 121V119H94ZM223 118H224V116H223ZM162 119H163V117H162ZM122 120H124L126 122V119L124 117L120 118L119 117V113H118V116L113 119L114 122L111 121V126H112L111 128L112 129L115 128V130H118L117 128L120 129V124H121ZM98 121H99V123H98ZM82 122L80 123L81 125L84 124ZM96 122H97V125L95 124ZM182 123H180V124H182ZM98 124H99V127H98ZM103 124L105 125V123H103ZM150 124L148 125V128L151 126ZM237 124L239 126V122ZM142 125H141V127H142ZM144 125H145V123H144ZM83 126L85 127V124ZM182 126H183V124H182ZM153 127H156V125H154ZM102 128H104V126H102ZM142 128H144V127H142ZM78 130H80V129H78ZM121 130H123V129H121ZM57 132H58V134H57ZM59 132H61V135H60L61 138L60 137L59 138L60 139L63 138V140H61V142L63 141L62 144H60V143L57 144L56 143L57 145L49 147V149L47 150L46 149L47 145H44V144H46V142L47 143L50 142L51 138L58 137L57 135L60 134ZM107 132H108V130H107ZM183 132L181 130L179 135H182ZM82 133H84V132H82ZM91 133L92 132H90L89 134H91ZM110 134H111V131H110V133H108V136ZM121 134H123V133H121ZM188 134H189V132H188ZM62 135H64V137H62ZM115 135H116V133H115ZM40 136L42 138H40ZM84 138H86V137H84ZM145 139H144V141H145ZM148 140L149 139H147V142H149ZM74 141H75V143L78 142L77 148L80 147L81 148V149L79 148L80 151L77 148H76L77 151L76 150L73 151L74 148L72 147V144L74 143ZM85 141H89V139L87 140V138H86V140L84 139V141L83 142L81 141V142L84 143ZM121 141H123V140H121ZM40 142L44 143L43 146H39ZM73 146H75V144ZM197 146H198V144L196 145V147H193V149L195 150V148H198ZM189 148H192V147H189ZM201 148L202 147H200V149ZM200 149L198 151V154H200V152H201ZM83 150H85V149H83ZM83 150H82V152H85ZM93 150L95 151V148ZM150 150H153V149L150 148ZM194 150L190 149L189 153H191L192 151L194 152ZM38 151L39 152L41 151L44 154L49 156L47 158L48 160L45 159L46 156L45 157L42 156L45 160H47V162L49 164L51 163V161H49V158H51V157H52L51 159H53L52 161H56V162L58 161L60 163V160H62V163H63V162H65V161H63V160H65L64 157L73 156L72 153L75 156L73 158L72 157H70V158L73 159V161L74 160L75 161H74V163H73V161H69V163L68 162L63 163L61 165L62 168L59 166L58 162H57L58 164L55 162V164H56L55 167L56 166H59V167H56L57 168L56 171H53L54 169H56V168H53L52 171L54 173L56 172L55 173L56 177H54V175H53L54 173H52L51 170H46L45 166L47 164L43 165V161L44 160L43 161L41 160V156L38 155ZM118 151H120V150L118 149ZM219 151H221L220 147H219ZM165 152L166 151H164V153ZM54 153L55 154L57 153L58 155H60V156H58L59 158H56L57 156H55L56 160L53 158V156L55 155ZM70 153H71V155H70ZM95 153H96V151H95ZM112 153H114V154H112ZM151 153H154V151L151 152ZM157 153L158 154H155V155L159 156V151ZM189 153H187V151H186V153H185L186 155L185 156L189 155ZM201 153H203V151ZM221 153H222V151L220 152V154ZM183 154L184 153L182 152V158H184V161H186L187 159L185 157H183L184 156ZM78 155H80V154H78ZM200 155L202 156V154H200ZM61 156H63V157H61ZM160 156H161V154H160ZM201 156H199V157H201ZM68 157H67V159L71 160ZM75 157H76V159H74ZM197 157H198V155H197ZM203 157L205 158V156H203ZM179 158H181L180 155H179ZM113 159L112 160L110 159L109 163L111 161H113ZM38 160H41V161H38ZM162 160H165V159L162 157ZM191 160L193 161V159H191ZM197 160L198 159L196 158V161ZM22 161H26V167H25L26 171L25 172H24V170L20 171V168L18 169V167H17V166H19L20 163L22 164ZM92 161H93V159H92ZM192 161H188V163L192 162ZM9 162L11 163V167L10 168H8L9 165L6 166L7 164H10ZM47 162L45 161L44 163H47ZM182 162H183V159H182ZM193 162L196 163V165L192 168L193 172L190 173L191 175L188 173V177L189 178L188 177L187 178L184 177L187 180H189L190 176H192L194 173L197 172V170H199V169H197L198 168L197 167V163L199 161L198 162L193 161ZM204 162H208V161L203 160V165H204ZM72 163H73V165H72ZM188 163L185 164V166L188 165ZM211 164H213V163H211V162H210V164L209 163L208 164L205 163V165H209V166ZM129 165L130 164H128V166ZM205 165H204V167H206ZM188 166L192 167L191 164L188 165ZM52 167H54V165L53 166L51 165V167L49 166V169H52ZM195 167H197V168L194 169ZM218 167L219 166H217V169H219V171L218 170H216V171H218L220 173V168H218ZM185 168H187V166ZM60 169H62V171H60ZM63 169H64V171H63ZM73 169H74V171H73L72 176H71V172H72ZM209 169L210 168L208 167V169L205 170V173H207V177L206 178L209 177V179L210 178L213 179V178H215V175H216V177L218 176L219 173L217 174V172H216V174L210 173L211 175H214V177L213 176H208V171H210ZM65 170H67L68 173L65 172ZM189 170L190 169H188V171ZM194 170L196 172H194ZM212 170L213 169H211V171ZM45 171H47V172H45ZM49 171H51V172H49ZM122 171H123V169H122ZM176 171H177V169H176ZM39 172H41V173H39ZM44 172H45V174H44ZM62 172H64V173H62ZM177 172H179V171H177ZM213 172H215V171H213ZM63 174H66L67 177L65 178V176H63ZM196 174L193 175L194 177L192 176L193 180H194ZM202 174H203V172L201 174H199L200 176L197 174V176H198L197 179L198 180L197 179H196L197 181L194 180V182H197V186L200 185L199 182L201 180L199 178H201L203 176ZM220 174H219V176L221 177ZM222 175H224L223 177L225 178V174H222ZM88 176L90 178H92V179H90ZM100 176H99V178H101ZM218 177H217V179L215 178L216 180H214V185L212 183H210V184L215 186V181L218 180L217 182H219ZM54 178H57L58 180L59 179L60 180H64V182L61 181L58 184V182H57L58 180H55L57 182V184H56L57 188H55V191H56L57 194L53 191L52 197H48V196H50L48 194L51 193L50 191H48V187H51L52 185H53V188L55 187ZM87 178H89V180H91V182ZM50 179H52L54 182L52 180H50ZM112 179H114V177ZM211 179L208 180V181L211 182L212 181ZM118 180L120 182V179H118ZM190 180H191V183H190ZM190 180H189V183L193 184L194 186H196L195 185L196 183L194 184V182L192 183V179H190ZM47 181H49V182L51 181L52 184L50 182V184H51L50 185ZM111 181H113V180H111ZM223 181L225 182L226 180L224 179ZM46 182L48 183L49 186L47 185ZM68 182L72 183V184H70V186H69ZM95 182H98L97 186H93V184L94 185L96 184ZM106 182H108L109 184H106ZM61 183H62V185H63V183L64 184H68L66 186H69V189L71 191L70 194H73V196L72 195H71V197L69 196L70 197L69 199L67 198V196H68L67 194H69L68 193L69 190L68 189L66 190V186L65 185L63 186V188L59 187L61 185ZM99 183H103V185L105 184L106 187L101 185V186L104 187L102 189ZM164 183L162 185V189H163ZM84 184H86L85 187H84ZM89 184H90V186H92L94 188V189L91 188V191H92V189L94 191L98 190V192H101V190H103V193H97V192L95 193L94 191H93V193L92 192L90 193ZM181 185H183V184H181ZM113 186L114 185H112L111 187H113ZM119 186L120 185H118V187ZM209 186H207V188ZM220 186H221V184H220ZM239 186H241V185L237 184L236 188L238 189ZM71 187H72V189H71ZM83 187H84V190H83ZM205 187H206V185H205ZM95 188H97V189L95 190ZM100 188H101V190H100ZM120 188L118 189L119 191L117 192L118 195H119V198L121 197L120 193H119L120 192ZM164 188H165V186H164ZM183 188H184V185H183ZM183 188H182V190L184 192H186L185 191L186 189L185 188L183 189ZM197 188H198V190H195V191H194L193 188H190V190L192 189L191 190L192 192L194 191L192 194L194 196L195 201L197 203L199 201L202 202V203H205L201 199V192L205 191V190H208V189L204 188V187H203L204 189H201V188L199 189V187H197ZM224 188H223V190H224ZM259 188L261 189L260 186H259ZM259 188H258V190H259ZM85 189H87V190H85ZM210 189L212 190L213 195L218 200L217 209L213 210L212 212H208V211H206L205 213L202 212V215H201V213H200L201 209L199 210V208H201L200 205H202V204L198 203V204H200L199 208H198L197 204L194 203L195 207H196V210L198 208V211H199L198 213H200V214L198 215L196 210H195V212H196L195 213L194 210L192 209V207H190L191 209L189 211H188V209L186 207V211H188V212L186 213V216H185V219H184L183 217L185 215V213H184L185 207L183 205H180V203H178V206L182 207V209H183V211H182V210H180L179 207H178L179 208L178 209L175 206L174 207L171 206L172 210L175 208V210L177 209L178 211L179 210L181 211V212H177V213H180V214L183 213L184 214V215H180L179 214L180 218L183 216L182 217L183 219L180 220L182 222V227H181L182 228L181 229V233L182 234H180V231H178L177 234H180V236H182V238L184 240V245H185L184 247L185 248H183L181 250L183 251V254H184V258H183L184 261L183 262L185 264H193V262L195 261L196 258L199 259V258L202 257L201 255L205 251H207L209 249V246H208L209 244H207V245L205 244L206 242L210 243V241H208V240L211 239V241H212V238H215V237L216 238L217 237L224 238V236H225V231L221 228V221H222V219L225 216H230V211L227 210L228 209L227 208V204L229 205V202L226 203L227 201L226 202L224 201V199L222 197L224 193L222 192L220 187H216L214 189H212L210 187ZM49 190H50V188H49ZM80 190H81V192H83V194L86 193V191L89 194L86 193L85 197L83 195V198L78 195V197L81 198V199H79V198H77V194L79 193ZM108 190L106 191V193L108 192ZM121 190L124 191L123 189H121ZM163 190H165V189H163ZM232 190L233 189H231V191ZM238 190L241 191V189H238ZM62 191H63V194H61ZM109 191H111V189ZM158 191H161V190L159 189ZM246 191H248V190H246ZM64 192H65V195H64ZM184 192H183V194H184L183 198H186V197H184L186 195V193H184ZM250 192L251 191L247 192L248 196H246V198H248V197L250 198L251 197L250 196ZM258 192H254L255 193L254 196H256L257 195L256 193H258ZM54 193L56 194L57 198L54 197ZM157 193L162 194L161 192H157ZM233 193L234 192H232V194ZM251 193H253V192H251ZM122 194H124V193H122ZM244 194H246V193L244 192L243 195ZM188 195H189V191H188ZM190 195H191V192H190ZM229 195H231V193ZM258 195H260V193ZM61 196H64V197L62 198ZM75 196H76V198L78 200L76 202H73L75 200ZM122 196H125V195H122ZM174 196H176V195H174ZM125 197H124V199H125ZM190 197H188V199H190ZM65 198H67L68 200L65 199ZM254 198L257 201L259 200L258 199L259 196L250 198V200L251 201H255ZM52 199H54L53 202H55V200L59 201L60 199L61 200L64 199L67 202L64 201V202H66V203H64L61 200H60L61 202L60 201L59 202L56 201L58 203V205H57V203H55L56 205L48 203ZM188 199H185V200H188ZM263 199H264V197H263ZM239 200H240V197H239ZM241 200H242V198H241ZM68 201H69V203H68ZM119 201H123V199H121V200L119 199ZM180 201H182V198L180 199ZM183 201H184V199H183ZM244 201L246 202V200H244ZM259 201L263 202L261 197H260ZM190 202L192 203V198H191V201H189V200L187 201V203H189V204H190ZM60 203L61 204L63 203V204L60 205ZM117 203H118V200H117ZM127 203H129L128 206H130V202L128 201ZM162 203L160 202V204H162ZM182 203L184 204V202H182ZM255 203H256V205H258V203H261V202H255ZM242 205H243V202H242ZM246 205H247V203H246ZM246 205L244 203L245 209L247 210L249 208H247L248 206H246ZM24 206L27 209L26 213L24 214L26 217L36 218V221L41 219V220L44 221V223L46 225H48V224H51V225L53 224L54 225V226L53 225L51 226L52 227L51 229L43 228L41 230V233H45L46 235L48 234V232H51V234L50 233L49 234H50V236H52V238L50 237L51 239L49 240L48 239L49 237H48L47 238L48 240L46 239L47 243L44 242L42 244V243H37L36 242L34 245H31V246H30V244H28L30 246L28 248H26L24 246L25 243H23L22 241H21V243H23V246L20 244L19 240H20L21 237L18 235L20 233L19 232V230H20L19 225L20 224L18 225V221H19L18 218H19V216H21V214L19 212H17V211H19L18 210L19 208H22ZM128 206L126 205V207H128ZM163 206H164V204H162L160 207H163ZM185 206H186V203H185ZM190 206H191V204H190ZM244 206L242 208H244ZM202 207H205L204 208V211H205L206 206H202ZM59 208H61V209H59ZM245 209H244V211L246 212ZM124 210H126V212H127L128 209L125 208ZM230 210H231V208H230ZM176 211L173 210V213L174 212L176 213ZM232 211H233V209H232ZM262 211H263V209H262ZM140 212H142V211H140ZM163 212H164V210H163ZM165 212H166V214L168 213L167 215H169V213H172V211L170 212V211H167V210ZM87 213H90L91 215H90L89 219L87 220V225L85 226L84 218H85V215ZM157 214H158V212H157ZM160 214L162 215V213H160ZM166 214H163V216H165ZM196 214H197L196 217L201 216V217H199L200 218L199 220H197V218L195 217ZM125 215H126V213H125ZM173 215L175 216V214H173ZM254 215H255V213H254ZM157 216L154 215V217H157ZM163 216H161V217H163ZM173 218H175V217H172V219ZM122 219H125V223H126V226H127L126 216H125V218L123 217ZM122 219H121V221H122ZM157 219H158V217H157ZM165 219H167V217ZM165 219H164V222H165ZM106 221H107V223H106ZM138 221H139V223L138 222H137L138 224L134 223L132 225V228L133 227L138 228L137 226H140L141 224L143 225V223L140 222V219H138ZM167 221L171 222V219L170 220L169 219L166 220V222ZM114 222H113V224H115ZM158 223H160V222H157L156 224H154V226L158 225ZM177 223H179V222L177 221ZM163 225H161V226H163ZM106 227L108 229V227H110V225L109 226L107 225ZM111 227H110V229H111ZM151 227H152V225H151ZM164 228H165V226H164ZM170 228H171V231H170V229H169V231L172 233L173 228L172 227H170ZM143 229L146 230L145 228H143ZM143 229H141V230L143 231ZM162 229H163V227H162ZM21 230H23V229H21ZM129 230H130V227H129ZM147 230H146L147 233L150 232L149 235L146 233L148 236L146 235V238L144 236L143 237L146 239L145 242L147 244L150 243V245H148V247H146L147 244L144 241L142 242V240L140 239L141 240V242H140L138 240L139 238H143L140 235L142 233V231L140 232V230H138L139 232L136 233L134 231V228H133L132 232H135L134 235L137 234L136 238H134V239L138 240V242H139V243L137 242V244H135V245L138 247V244H139V248L140 247L143 248L145 246L144 248H149V249H147V251L149 250L148 253H151L152 251L150 252V248L154 246L153 243L159 237L155 236L156 234L152 235L150 229L148 231ZM154 230L157 232V230L155 228H154ZM176 230H174V232ZM24 231H26V230H23L22 233H24ZM26 232H27V234H29V233L33 232V230L28 228V231H26ZM158 232H159V230H158ZM162 233H163L162 234L163 236L162 235H160V236H162L163 238L162 237H160V238L163 239V241L162 240L161 241L163 242L162 244H164V243L169 241L168 240L169 238H168L167 239L168 241L165 240L166 242H164V238L166 239L168 234H169L168 233V228H167V230L166 229L163 230ZM227 233H228V231H227ZM175 237L177 238L179 236H175ZM209 237H212V238H209ZM216 238L214 239V241H216ZM59 240H61V241L63 240V242H65V244L68 247V253H70V256H72L71 260L68 261L67 263H64V260H65L64 252L63 253L60 252V246H59L60 243L58 244ZM24 242H26V240ZM28 242H26V243H28ZM222 242H223V240H222ZM140 243L141 244L144 243L145 245L142 247V245ZM170 243L171 242H169V244H167L168 252L170 250V247L172 246V245L170 246ZM120 244L121 243L116 242L114 247L117 248ZM128 244L129 243H127V245ZM151 244H153V245H151ZM223 244H224V242H223ZM55 245H57V250H58L56 252H54L55 249H56ZM164 245H166V244H164ZM210 245H212V244H210ZM213 246L215 247V245H213ZM162 247L163 246L158 247L159 248L158 249V253H159V250L162 249ZM180 247H181V245H180ZM216 247H215V251L217 252ZM135 249H136V247H135ZM139 250H142V249H139ZM144 252L145 251L142 250V253H144ZM156 252H157V250L154 251L155 255H158ZM174 252H175V250H174ZM160 253H161V251H160ZM146 256H148V254ZM204 256H205V254H204ZM155 257H157V256H155ZM149 258H151V257L149 256L148 259ZM125 259H127V258H125ZM151 259H153V258H151ZM197 259H196V262L198 263L199 260H197ZM149 261H151V260L149 259ZM165 261L166 262H168V261L171 262L172 261L171 264L174 262L173 259L172 260H170V259L166 260L165 259L163 262H165ZM124 262H130V261H124Z\"/></svg>", "mask_w": 264, "mask_h": 264}, {"label": "snow or ice", "instance_id": "snow-or-ice-1", "mask_svg": "<svg viewBox=\"0 0 264 264\" xmlns=\"http://www.w3.org/2000/svg\"><path fill=\"white\" fill-rule=\"evenodd\" d=\"M18 7L17 5H14L12 3L7 2V0H0V17L8 16L12 13V11ZM143 7V6H141ZM261 17H260V25H261V34L264 35V0H261ZM193 23L196 21L193 20ZM201 199L206 204V211L212 212L213 210L217 209L218 200L213 195L212 190L208 189L201 192ZM90 213H87L84 218L85 226L87 225V220L90 217ZM235 214L232 216H225L221 221V228L227 232L233 224ZM0 264H6V261L3 259H0ZM50 264H57V262H50ZM149 264H157V262H149ZM159 264H166V262H159ZM220 264H238V262L230 261V260H224L221 261ZM248 264H255L254 261H249ZM260 264H264V260H261Z\"/></svg>", "mask_w": 264, "mask_h": 264}]
</instances>
